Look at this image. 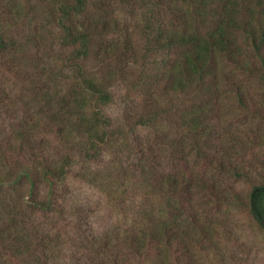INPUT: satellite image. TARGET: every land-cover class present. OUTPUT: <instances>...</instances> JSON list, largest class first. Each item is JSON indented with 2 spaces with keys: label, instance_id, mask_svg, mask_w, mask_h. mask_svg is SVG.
<instances>
[{
  "label": "trees",
  "instance_id": "obj_1",
  "mask_svg": "<svg viewBox=\"0 0 264 264\" xmlns=\"http://www.w3.org/2000/svg\"><path fill=\"white\" fill-rule=\"evenodd\" d=\"M15 61L0 264H247L231 212L264 251V125L224 124L264 120V0H0Z\"/></svg>",
  "mask_w": 264,
  "mask_h": 264
},
{
  "label": "rangeland",
  "instance_id": "obj_2",
  "mask_svg": "<svg viewBox=\"0 0 264 264\" xmlns=\"http://www.w3.org/2000/svg\"><path fill=\"white\" fill-rule=\"evenodd\" d=\"M46 44H49V40H45L44 41ZM47 48H44V50ZM30 50H33V48L31 47ZM6 71L8 72H12V75L9 73H6L4 70H2L0 72V112L2 110L3 105H6V107L13 105V101L15 100V94H17V92L19 93V89L17 88V85L20 86L23 81H25V77L23 75L24 71V67L21 63L15 61L13 64H11L10 66H6L4 68ZM12 69V70H11ZM18 71V72H17ZM17 72L19 73V76L17 79H14L13 74ZM37 79H33L32 81H36ZM42 80H45V77L42 78ZM249 83L252 85V87L254 89H258V83L255 80H249ZM13 89V93H10V90ZM123 93H127L129 96L131 95V92L127 91H123ZM122 99L121 96L119 97L118 100ZM119 103V102H118ZM118 107L114 106V108H112L111 110H114V112H118V109L115 108ZM23 116V117H22ZM19 115V118L24 119L25 116L24 114ZM258 116H264V110H261V115ZM259 117H257L255 120L250 118L249 113L246 112L243 113L238 107H236L234 104L228 103L227 102V108L225 110V121L224 124H226V126H233L236 127L237 125H242V128H247V130H257V129H261L264 124V120L262 118H260L259 120H257ZM4 124L2 125V129H5V127L8 125V122H5L3 120V117L0 116V124ZM13 129H17V125L13 124ZM251 126V127H250ZM9 130V129H7ZM6 133L4 134V138L2 140H4L3 142H8V133L7 131H5ZM260 136V135H259ZM254 141H251L253 145L254 150L252 152H250L255 159L259 160V159H264V139H253ZM249 186L245 187V191L249 190ZM78 195L80 196V198L83 200H88V201H94L95 196L93 195V191L90 189H81L79 188L78 190ZM86 208V207H85ZM88 210V209H87ZM228 216V217H227ZM227 227L228 229L232 232L231 236H229L228 238H231V245H233V248H237L236 249H232L231 246L229 247V251H233L234 252H238L237 254L243 258L247 260V264H264V251L261 249L260 246V239L256 238L254 235L251 236V240L252 242L243 250L237 247V244L235 242V239H238V241L240 242L241 239L239 238L240 236V232H245L246 230H243V228L245 229V216L242 215H238L235 212H231L227 214ZM222 250H224V254L226 256H228V250L227 247L225 245L222 244L221 247Z\"/></svg>",
  "mask_w": 264,
  "mask_h": 264
}]
</instances>
